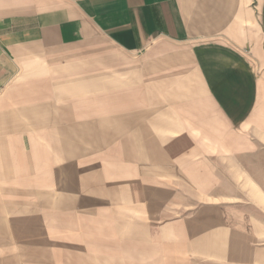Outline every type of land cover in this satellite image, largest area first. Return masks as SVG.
<instances>
[{"label": "crops", "instance_id": "crops-1", "mask_svg": "<svg viewBox=\"0 0 264 264\" xmlns=\"http://www.w3.org/2000/svg\"><path fill=\"white\" fill-rule=\"evenodd\" d=\"M0 264H264V0H0Z\"/></svg>", "mask_w": 264, "mask_h": 264}]
</instances>
